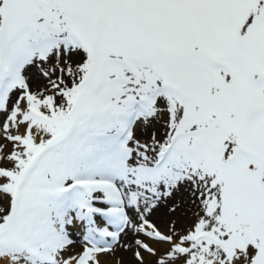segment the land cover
<instances>
[{
	"label": "snow or ice",
	"instance_id": "6c2138e0",
	"mask_svg": "<svg viewBox=\"0 0 264 264\" xmlns=\"http://www.w3.org/2000/svg\"><path fill=\"white\" fill-rule=\"evenodd\" d=\"M0 264H264V0H0Z\"/></svg>",
	"mask_w": 264,
	"mask_h": 264
}]
</instances>
